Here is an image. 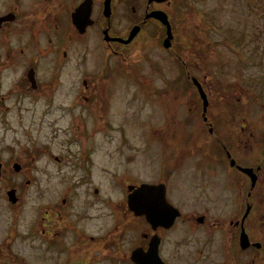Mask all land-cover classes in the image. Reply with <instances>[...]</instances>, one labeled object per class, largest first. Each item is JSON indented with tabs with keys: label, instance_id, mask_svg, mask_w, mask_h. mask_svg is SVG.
Segmentation results:
<instances>
[{
	"label": "flooded vegetation",
	"instance_id": "1",
	"mask_svg": "<svg viewBox=\"0 0 264 264\" xmlns=\"http://www.w3.org/2000/svg\"><path fill=\"white\" fill-rule=\"evenodd\" d=\"M105 1L2 0V108L26 110L38 108V104L42 108H76L79 103L78 108H82L83 104H90V97L97 91L95 85H88L87 81L94 74L88 75L81 71V88L72 89L70 81L71 66L78 74V70L85 66L84 57L90 54L94 43L99 44L105 56L100 75H103V66L113 62L110 58L116 59V66L119 62L128 64V59H132L139 50L148 58L144 54L152 43L158 44L161 52H168L173 60L184 67L185 74L180 73L179 78L187 77L197 94V87L193 83L197 79L187 72V66L190 63L198 72L200 61L206 64V60L214 54V48L206 40L207 32L221 36L223 47L236 59L246 58L245 51L236 46L230 35L225 34L223 26H216L219 19H215L214 14L219 12L218 0H189L187 3L180 0L181 5H176L179 16L175 21H172L171 11H166L170 6L168 0L161 3L110 0L108 10H105ZM144 1L142 13L138 8ZM118 6L122 8L121 15L117 13ZM153 11H162L168 17L172 33L169 49L164 48L163 44L167 35L165 25L156 19L145 18ZM120 17L122 21L130 18L122 22ZM149 25H152V30H149ZM134 27H139V30L131 41L126 42ZM135 45L139 47L135 49ZM221 53L212 58L220 69L222 63L226 67V56ZM78 54L79 60L77 57L76 63L72 64L71 60ZM210 74L206 71L201 82L197 80L207 96L208 104L212 95L222 98L230 94L222 84L221 87L218 85L217 77L220 75ZM244 113L242 109L238 116L233 117L223 130V136L213 134V116L205 114L204 120L201 113L202 123L209 136L197 139L202 142L199 149L204 152L206 160L209 159L207 166L221 168L225 178L222 184L211 183L208 188L205 185L191 187L193 192L189 193H193V199H196V203H193L198 206L194 207L196 210L185 213L174 203L169 196L171 184L168 185L166 178L157 183H148L164 185L166 204L170 206L164 207L161 218L165 224L172 220L168 226L154 228L145 216H136L130 209L128 197L133 191H128V186L133 185L136 189L141 183L117 186L121 193L118 199L106 201L102 208H97L96 204L100 203L98 200H85V189L81 191V196L78 195V186H70L60 202L61 206L54 202L43 208L37 207L28 224L22 218L24 195L17 186H8L6 182L15 176H27L26 186L30 188L37 182L35 176L30 174L33 171L22 158L0 160V183H5L0 191L8 202L5 203V212L9 209L11 218L6 231L10 238L6 243L7 240L2 239V217L5 218V212L2 211L0 259L3 249L16 240L20 241L24 234L32 237L29 245L34 253H48L49 257L58 255L60 259L57 264H136L134 252L140 250L141 253H148L154 237L158 240L157 256L160 264H264V211H261L264 210V159L255 156L249 161L243 153L246 151L244 148L258 141ZM52 158L57 162L62 161L60 156ZM175 160L171 159L170 162ZM164 168L165 164L162 169L166 173ZM241 169L252 170L255 175L253 187L250 178ZM34 187L38 190L37 185ZM123 187L125 191H122ZM9 190H14L12 198L16 199L15 203L8 199ZM76 191L77 196L72 197ZM93 192L98 195L96 188ZM175 193V197L178 195L180 198L181 191ZM93 220H99L97 228L105 233L99 236L87 234V222ZM103 220L109 222L105 223L108 227L102 223ZM136 223L144 224L147 232L140 234L141 242L135 245L133 234ZM22 227L25 228L24 232ZM125 242L127 250H124Z\"/></svg>",
	"mask_w": 264,
	"mask_h": 264
},
{
	"label": "rangeland",
	"instance_id": "2",
	"mask_svg": "<svg viewBox=\"0 0 264 264\" xmlns=\"http://www.w3.org/2000/svg\"><path fill=\"white\" fill-rule=\"evenodd\" d=\"M168 1L170 6L166 11H171L172 21H175L179 16L177 3L180 6L189 0ZM144 6L145 1L138 8L142 13ZM121 10L118 6V15H121ZM217 10L219 12L214 14V18L219 19L216 26H223L225 34L245 51L246 58L236 59L223 47L221 36L207 32L206 40L214 48V54L206 64L200 61L198 72L188 63L187 72L200 82L206 71L220 75L217 77L218 85L221 87L222 84L230 94L222 98L212 95L210 98L206 116H213L215 121L213 134L223 136V130L243 109L245 119L250 122V130L258 139L256 144L251 143L244 148L246 151L243 153L249 161L255 156L264 159V0H218ZM129 18L122 21L120 17L119 20L127 22ZM148 28L152 30L153 27L149 25ZM98 46L94 43L90 54L84 57L85 66L78 70V74L71 66L72 89L81 88L82 70L88 75L94 74L87 81L88 85L94 84L97 91L90 97V104H83L82 108H78L80 103L76 108H42L40 104L38 108L26 110L2 108L0 30V160L22 158L33 171L30 174L37 182L30 188L26 186L27 176H15L6 182L8 186H17L24 195V213L20 218L28 224L37 207L43 208L54 202L61 206L60 202L70 186H78V195L81 196L85 189V200H98L100 203L96 206L102 208L106 201L118 199L121 193L117 186L157 183L166 178L168 185L171 184L169 196L183 212L190 213L198 207L193 205L196 199H193V193H189L193 192L191 187L205 185L208 188L211 183L222 184L225 178L221 168L207 166L209 159L206 160L204 152L199 149L202 142L197 139L209 134L201 120L202 101L197 91L187 77L179 78L180 73L185 74L184 67L168 52H161L158 44L152 43L144 54L148 58L140 53L141 50L128 59V64L119 62L116 66V59L110 58L113 62L109 66L104 65L103 75H100L105 56ZM138 47L135 45V49ZM220 53L226 56V67L222 63L221 69L212 61L213 56ZM79 54L71 60L72 64L76 63L77 57L79 60ZM57 156L62 158L61 162L52 158ZM171 159L176 160L170 162ZM164 164L166 173L162 169ZM4 185L0 183V188ZM95 188L97 196L93 192ZM122 191H125L124 187ZM176 191H181L180 198L178 195L175 197ZM75 195L77 191L72 197ZM6 201L0 191V217L2 211L5 212ZM8 210L5 218L2 217V239L7 240L6 243L9 242L7 230L11 223ZM102 210L106 212L104 208ZM102 223L109 222L103 220ZM98 224L99 220L88 221L87 234L99 236L105 233L97 228ZM22 228L24 232L25 228ZM144 228V224H135V245L141 242L140 234L147 232ZM31 238L22 234L20 241L10 243L3 249L0 262L57 264L58 255L49 257L48 253H34L29 245ZM124 246L127 250L126 242Z\"/></svg>",
	"mask_w": 264,
	"mask_h": 264
},
{
	"label": "water",
	"instance_id": "3",
	"mask_svg": "<svg viewBox=\"0 0 264 264\" xmlns=\"http://www.w3.org/2000/svg\"><path fill=\"white\" fill-rule=\"evenodd\" d=\"M109 1H105V10L109 9ZM164 2L166 0H148V3L151 2ZM81 7L78 8L77 12L80 10ZM147 18H154L159 20L161 23H163L167 28V38L164 40V46L168 48L170 46V40L172 38L171 32H170V25L168 23V19L165 13L162 11H154L149 13L146 17ZM2 26V16H0V27ZM139 30V27H134L131 31V34L126 42L131 41L132 37L137 33ZM195 85L197 86L199 90L200 97L202 99V106L203 111L202 115L205 117L206 109H207V98L204 94L202 88L197 83L196 80H194ZM206 118H204L205 120ZM234 162L232 161L233 165ZM1 168V164H0ZM18 169V166H16V170ZM241 171L245 174H247L251 179L252 186L255 182V175L253 174L251 169H241ZM128 191H133L132 194L128 197V205L130 209L135 213L136 216H145L146 220L151 224L152 227H157L160 225H170L171 221L168 222V224H165V222L162 220L161 212L164 210L165 206H170L166 204L165 196H164V185L158 184V185H150V184H140L136 189H134L133 185L128 186ZM8 199L10 202L15 203L16 199L12 198L14 197V190H10L7 192ZM157 244L158 240L157 237H154L152 240V243L150 245V248L148 250V253L144 254L141 253L140 250H136L133 255L134 262L136 264H160L158 261L157 256ZM149 257V258H148Z\"/></svg>",
	"mask_w": 264,
	"mask_h": 264
}]
</instances>
